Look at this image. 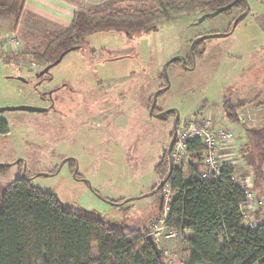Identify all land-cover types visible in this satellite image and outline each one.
<instances>
[{
  "label": "rangeland",
  "instance_id": "obj_1",
  "mask_svg": "<svg viewBox=\"0 0 264 264\" xmlns=\"http://www.w3.org/2000/svg\"><path fill=\"white\" fill-rule=\"evenodd\" d=\"M75 5L89 11L121 12L152 8L153 0H78ZM16 10L15 5L6 4L0 6V15L15 17ZM204 15L195 12L171 22L159 19L151 30L141 33L90 34L80 49L49 69L51 79L39 87L37 75L44 68L16 66L15 62L28 59L21 57L25 50L9 51L7 63L0 64V107L49 110L53 101L56 111L0 113V120L8 125V133L0 135V165L9 166L0 175V196L16 179L24 178L56 196L64 210L100 219L109 228L148 230L157 238L165 264H169L165 251L171 264H187L188 232L163 229L155 235L162 226L159 218L155 220L161 199L165 207V200L169 202L173 195L168 194V184L151 194L160 183L154 168L172 131L170 118L163 121L149 114L154 94L158 93L155 114L176 110L179 123L210 117L216 127L233 130L234 140L221 150L218 163L233 167L237 181L252 184L251 190L253 177L238 145L244 142L243 126L264 125V0H241L199 22ZM239 17L233 32L223 36ZM210 35L219 36L203 40L191 51L194 40ZM46 38L42 36V43ZM202 50L201 57L194 56ZM174 57L183 61L167 64ZM227 101L232 105L243 101L244 107L237 112L242 127L225 119ZM188 165L204 167L201 156L173 161L186 178ZM258 212H251L250 218L256 225L264 224L263 215L257 219ZM171 233L174 236L167 237Z\"/></svg>",
  "mask_w": 264,
  "mask_h": 264
},
{
  "label": "trees",
  "instance_id": "obj_2",
  "mask_svg": "<svg viewBox=\"0 0 264 264\" xmlns=\"http://www.w3.org/2000/svg\"><path fill=\"white\" fill-rule=\"evenodd\" d=\"M233 1L181 0L171 3L153 0L152 8L121 12L77 7L67 28L56 35H47L39 47L25 51L21 57L35 60L45 68L61 55L80 49L90 34L110 30L147 32L159 19L171 22L177 16L211 13ZM240 3L238 1L235 6ZM203 40L198 38L192 50ZM203 53V50L197 55L194 52V56L201 57ZM227 102L225 119L242 127L237 112L244 107L243 101L233 105ZM168 117L166 114L162 120ZM243 128L244 142L239 153L251 171L252 192L262 195L264 125ZM7 133V123L0 120V135ZM172 135L171 131L170 138ZM166 151L167 148L154 168L160 182L169 173ZM172 151L173 145L170 154ZM187 151L190 154L200 152L199 141L189 143ZM194 158L199 160L200 155ZM8 168V165H0V175L6 174ZM202 168L188 165L186 174L189 177L186 178L182 167L173 166L166 183L173 195L168 204L166 229L192 234L188 240L187 264H264V224L255 229L243 226L240 205L245 197L242 189L230 180L233 167L223 166L219 178L208 181L195 178ZM162 213L161 201L155 220ZM260 215L264 216V207L259 209L257 219ZM149 233L141 229L109 228L100 219L64 210L56 196L32 186L24 178L16 179L0 196V264H165L162 253L158 257L144 237ZM94 250L96 258L93 257Z\"/></svg>",
  "mask_w": 264,
  "mask_h": 264
},
{
  "label": "built area",
  "instance_id": "obj_3",
  "mask_svg": "<svg viewBox=\"0 0 264 264\" xmlns=\"http://www.w3.org/2000/svg\"><path fill=\"white\" fill-rule=\"evenodd\" d=\"M12 50V51H11ZM10 52H21V44L19 39L15 35H9L5 37H0V64L7 63L5 61V55ZM15 62V61H14ZM13 64V62H11ZM16 66H25L31 70H40V64L32 62L30 60H21L15 62ZM200 118V117H198ZM235 132L230 128H218L215 126L214 121L210 117H203L199 121H189L178 123L175 133V140L173 143V151L171 154L172 162H181L185 156H190L191 158L200 155L202 159V164L204 166V171L195 175V178L204 181L217 180L220 176L222 167L225 165H220L218 163L220 159V152L222 149L228 147L226 145L232 144L234 140ZM194 141H199L201 145L200 152L188 153V144ZM243 144V143H242ZM238 145V149L242 146ZM230 180L238 185L243 193L245 200L240 205V212L243 219V226L247 229H255L256 224L254 220L250 218V213L264 207V198L257 197L249 186L243 181H237L235 174L230 176ZM251 187V186H250ZM170 192V188L168 194ZM164 204V199H161ZM168 199L165 200L166 204L162 216L159 217V223L162 224L160 229L155 231V235H158L161 230L166 229L165 221L167 219L168 213ZM155 226V225H154ZM174 234H168L167 237H173ZM154 239V238H153ZM157 238L154 239V241ZM156 242V241H155ZM165 257L169 259V264H171V257L168 252L163 253Z\"/></svg>",
  "mask_w": 264,
  "mask_h": 264
},
{
  "label": "crops",
  "instance_id": "obj_4",
  "mask_svg": "<svg viewBox=\"0 0 264 264\" xmlns=\"http://www.w3.org/2000/svg\"><path fill=\"white\" fill-rule=\"evenodd\" d=\"M78 0H0V6L15 5L16 16L0 15V37L13 35L21 40V51L38 47L42 36L62 31L70 24ZM19 16V17H18ZM249 186H252L250 184ZM188 234V240L192 234Z\"/></svg>",
  "mask_w": 264,
  "mask_h": 264
},
{
  "label": "water",
  "instance_id": "obj_5",
  "mask_svg": "<svg viewBox=\"0 0 264 264\" xmlns=\"http://www.w3.org/2000/svg\"><path fill=\"white\" fill-rule=\"evenodd\" d=\"M238 1L240 0H234L233 2H231L230 4L224 6V7H221L217 10H215L214 12H211V13H206L200 20L199 22L203 21L205 18H208V17H214L222 12H225L227 10H229L230 8L234 7ZM240 19V17L234 22L233 26H232V29L231 31L228 33V34H225L223 36H228L230 35L233 30L235 29L237 23H238V20ZM219 35H210V36H206V37H202L201 39H208V38H213V37H218ZM196 41H194L192 43V46H191V51L193 49V45L195 44ZM65 54L61 55L54 63H52L51 65H48L47 67H45L44 69H42L37 77H42L44 76L45 74L48 73V70L56 65H58L62 58L64 57ZM183 61V59H180L178 57H174L172 58L171 60L168 61L167 64H170L172 62H176V61ZM164 73H165V69H164ZM157 94H154L153 98H152V102H151V105H150V108H149V114L152 115V116H155V117H158L160 115H163V114H167V113H170L172 110H167L161 114H158V115H154L153 113V110H154V107H155V104H156V98H157ZM14 111H24V112H30V113H45L47 111V109H44V108H36V107H31V106H24V105H19V106H5V107H0V113H4V112H14ZM176 120L178 119V114H176ZM176 120L174 121L173 123V135H172V138H171V141L168 145V150H167V155H168V160H169V173L167 175V177L161 181L157 186L156 188L151 192V194H157V192L162 189L165 184L167 183V180H168V177L169 175L171 174V170H172V167H173V162H172V158H171V154H170V149L174 143V140H175V133H176ZM147 240L149 242V244L152 246V249L153 251L156 253V255L158 257L161 256V252L160 250L158 249L157 245H156V242L154 241V239L152 238L151 235H148L147 236Z\"/></svg>",
  "mask_w": 264,
  "mask_h": 264
},
{
  "label": "flooded vegetation",
  "instance_id": "obj_6",
  "mask_svg": "<svg viewBox=\"0 0 264 264\" xmlns=\"http://www.w3.org/2000/svg\"><path fill=\"white\" fill-rule=\"evenodd\" d=\"M240 1H241V0H240ZM196 40H197V39H196ZM196 40H194V41H196ZM195 43H196V42H195ZM193 46H194V45H193ZM40 70H41V69H40ZM50 79H51V77L49 76V70H48V73L45 74V76L39 77V78L37 79V87L41 86L45 80H46V81H49ZM58 90H59V89H56L55 91H58ZM71 92H73V91L71 90ZM52 96H53V92L48 93V99H49V100L52 98ZM51 101H52V100H51ZM63 103H64V101H63L61 104L63 105ZM64 104H65V103H64ZM51 110L56 111L55 104H54L53 101L51 102V105H50L49 110H47L46 112L51 111ZM164 112H165V111H164ZM153 113H154V112H153ZM161 113H163V112H161ZM161 113H158V114H161ZM158 114H155V113H154V115H158ZM167 114L169 115L168 119H169V118L171 119V123H172V132H173V123H174V121L176 120V119H175V118H176V114H178V119L176 120V128H177V126H178L177 121L179 120V112L176 111V110H172L170 113H167ZM165 115H166V113L163 114V115H160V116H158V117H155V116H153V117L162 120V119H165V118H164ZM178 123H179V122H178ZM171 138H172V137H171ZM171 138H170V141H171ZM169 143H170V142H169ZM168 145H169V144H168ZM167 150H168V147H167ZM166 154H167V151H166ZM167 157H168V155H167ZM168 162H169V160H168Z\"/></svg>",
  "mask_w": 264,
  "mask_h": 264
}]
</instances>
